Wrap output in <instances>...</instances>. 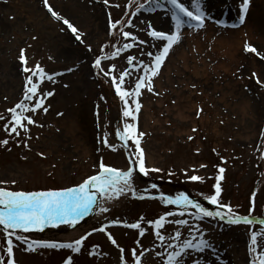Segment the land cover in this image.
Masks as SVG:
<instances>
[{"label":"rangeland","instance_id":"1","mask_svg":"<svg viewBox=\"0 0 264 264\" xmlns=\"http://www.w3.org/2000/svg\"><path fill=\"white\" fill-rule=\"evenodd\" d=\"M142 2L48 0L82 33L77 40L62 21L51 16L43 0H0V116L8 118L7 110L23 98L30 73L23 70L21 49L28 67L39 64L46 73L53 74L52 80L46 78L40 84L41 91L53 93L44 100L47 111L37 110L33 116L36 123L29 125L27 134L21 131L20 136L9 135L3 128L5 120H0V140H8L0 144V181L5 182L0 183V188L25 192L71 188L98 173L101 162L127 170L129 153L135 156L134 145L129 140L126 147L116 136L127 119L123 117L124 103L110 77L99 72L93 62L101 55L102 47L105 54H110L113 45L121 47L125 42L122 36L110 34L109 20H120L117 28L123 27L145 43L102 60L105 70L115 65L116 75L129 67V55L147 61V53L157 50L159 42L147 35L146 24L165 32L174 28L170 6L146 7L133 15ZM239 3L240 0H205L204 7L211 17L206 23L210 21V26L193 30L185 24L181 39L169 50L159 74L153 78V91L142 89L141 95L135 97L141 104L136 113V130L144 133L139 137L140 147L144 157L148 154L152 161L149 164L145 157L146 167L161 171L145 175L137 168L132 177L135 195L129 192L105 200L102 209L107 211L101 210L94 218H76L79 223L70 224L69 231L75 232L70 237L62 235L67 231L65 224L27 232L17 230L27 242L66 243L91 234L79 253L44 244L26 250L27 244L13 237L15 264H63L69 256L72 264H121V253L105 232L93 231L105 226L125 249L124 259L131 264L128 250L137 247L138 239L144 248H152L151 229L141 237L137 230L109 221L131 223L141 217L147 221L166 211L177 213L168 220L181 218L175 206L162 202L161 194L174 198L183 193L212 209L214 206L203 197L215 191L218 176L220 201L230 204L241 216L250 214L255 224H228L214 218L197 222L183 217L201 228L197 239L208 241L206 249L192 252L191 257L197 264H253L254 260L258 264V255L251 248L264 250V59L246 51V45L264 53V0H249L244 22L249 18L253 36L245 29L244 45L235 60L213 49L211 42L220 35L232 39L233 35L223 31L237 30L240 24L243 27L244 22L233 26L239 19ZM181 51L186 57L181 56ZM133 83L126 78L124 87L131 88ZM144 107L150 120L143 115ZM105 137L114 148L103 142ZM220 168L224 169L222 173ZM192 175L201 180H190ZM177 228L181 239L192 238L186 227L172 223L165 224L162 231L168 236ZM253 231L257 233L256 245L252 243ZM140 250L137 247L138 254ZM0 257L7 259L2 226ZM142 262L160 264L151 251L145 253ZM188 264L192 261L188 260Z\"/></svg>","mask_w":264,"mask_h":264},{"label":"snow or ice","instance_id":"2","mask_svg":"<svg viewBox=\"0 0 264 264\" xmlns=\"http://www.w3.org/2000/svg\"><path fill=\"white\" fill-rule=\"evenodd\" d=\"M43 2L51 16L57 21H62L63 25H66L67 29L75 35V38L80 40L82 33H80L68 19L56 12L53 6L48 3V0H43ZM104 2L107 4L108 0H104ZM204 3L205 0H187V3L186 0H164L163 3L161 0H143V2L137 6L135 12L132 13L133 15L142 12L146 7L164 8L165 6H170L171 21L174 22V28L170 27L169 30L165 32L162 30H155L151 23L146 24L147 35L159 42L157 50L147 53V61L129 55L127 57L129 67L116 75H113L115 65H108L107 70H105V68L102 67V60L110 57L114 58L120 52L131 49L134 46L142 45L145 41L140 40L134 33L125 31L123 27L117 28V26L121 24L120 20H109L110 34L122 36L125 42L121 47L113 45L112 47L114 50L111 51L110 54H105L102 47L101 55L96 57L93 66L97 68L99 72L103 73L104 76L110 77V81L115 88L117 96H119L120 100L124 103L123 117L127 119H125L123 123V128L117 129L116 136L120 141L124 142L126 147H128V141H132L135 156H132V152L129 153V167L126 171L106 166L101 162L99 163L98 173L87 177L82 183L67 189L25 192L0 188V226H2L3 233L5 234L7 254L6 261L3 257H0V264H15L13 237H15L17 241H24L27 244L26 250H35V246L42 243L25 241L24 237L17 234V230L27 232L34 229H43L45 225L74 224L76 218L82 217L88 213L100 199L113 200L129 192L135 195V191L132 187V177L137 168L140 173H144L145 175H147L149 171H161V169L158 168L146 167L144 152L140 147L139 139L144 133H137L135 125L137 119L136 113L139 112L141 104L135 97L141 95L142 89H147L149 92L153 91V78L159 74V69L168 56L169 50L181 39L182 30H186L184 28L185 24H187V29L199 30L205 26L206 20L211 19V17L207 15ZM188 4H191L192 7H189ZM248 4L249 0H240L239 20L241 22L245 19L244 14L248 8ZM125 14L127 15V13ZM185 18L187 19L185 20ZM217 22L220 23L219 21ZM131 23L132 21L129 20L130 25ZM246 51L255 53L258 57L264 59V53L258 52L257 49L251 45H246ZM19 59L24 65L23 70L30 73L26 78L23 98L21 101L17 102L13 108L7 110V112L10 113L8 118L0 116V120H5L3 124L4 130L9 135L15 134V136H20L21 131L25 134L28 133L29 125L36 123L33 116L38 109L45 112L47 111V108L43 107L44 100L47 96L53 94L52 91L44 92L40 89L41 82L46 78L52 80L53 74L46 73L39 64L35 65L34 68L28 67L23 49H21ZM68 71H71V69ZM255 75L256 74L253 73V76ZM126 78L128 80H134L131 88L124 87ZM257 83H260L259 79H257ZM33 100H35L34 103ZM193 131H195V129H193ZM189 139H192V137H189ZM103 142L108 145L106 137ZM7 143V139L0 140V144ZM25 146L27 147L26 142ZM108 146L114 148V145ZM219 171L222 173L224 169L220 168ZM220 178L219 176L217 177V183L214 185L215 191L203 197L214 206L212 209L202 206L197 200L190 199L188 195L183 193L174 198L161 194L162 202L166 205L175 206L181 218L168 220L167 217H175L177 213L166 211L163 215L147 221H144L143 217L131 223L119 220L109 221V224H122L124 227L137 230L138 236L141 237L151 229V235L154 239L152 248H144L140 245L138 239L135 243L137 247L141 248L139 254L137 253V247L128 250L131 264H143L142 257L145 253H149L150 251L155 257L159 258L160 264H188V260H191L192 264H197L191 257V253L206 249L208 241L203 237L197 239L198 236H201V228L190 224L189 220L183 217H192L197 222L205 218H214L228 224H237L241 222L249 225L255 224L250 214L241 216L233 210L230 204L220 201ZM189 179L192 181H200L201 177L192 175ZM0 183L5 182L0 181ZM152 187L155 188L156 185ZM102 211H107V209H102ZM251 211L252 209L250 208L249 212L251 213ZM167 223L178 225L180 228L186 227V230L192 238L181 239L182 233L179 228L175 230L174 234L166 236L162 229ZM261 223H264V221H261ZM97 230L104 231L107 239L119 249L121 253V264H128V261L124 259L123 255L125 249L118 245L110 232L106 231V226L100 229H94L93 231ZM90 234L91 233H86L72 242L43 243L44 246L49 248H65L70 249L72 253H79L83 242ZM256 236L257 233L253 231V245H256ZM156 248L161 249V251H155ZM251 251L257 253L258 264H264V250L258 251L257 247H252ZM63 264H72L71 256L67 257ZM253 264H256L255 260Z\"/></svg>","mask_w":264,"mask_h":264},{"label":"bare ground","instance_id":"3","mask_svg":"<svg viewBox=\"0 0 264 264\" xmlns=\"http://www.w3.org/2000/svg\"><path fill=\"white\" fill-rule=\"evenodd\" d=\"M251 9H253V6ZM223 10H224V8H223ZM228 12H229V8H228ZM209 23H211V22L208 21L205 24V27H207V26L209 27L210 26ZM249 26H250V21H249V18H247V21L244 22L243 27L240 26L237 30H234V31H231V30L223 31V32H225L224 33L225 35H233V38L229 39V38L225 37L224 35H220L219 37H216L214 40L211 41L212 45H213L212 46L213 49H215L218 52H222V54H224V55H227L231 61L235 60V55L237 54L238 49H242V47L244 45V34L243 33H244L245 29L248 33H250V35H252L251 34V28ZM207 38H209V35H207ZM180 54L182 57H186V53H184V51H181ZM220 67H225V66L223 64H221ZM203 70H205V65L203 67ZM142 112H143V115L145 117H147V119H149V120L151 119V115L149 114L148 110L145 107H144ZM145 157H146V161L149 164H151V162H152L151 157L148 154H145ZM105 200L106 199L98 200L97 203L93 206V208L90 209V211L84 215L86 217V219L89 217L94 218V217L98 216L99 213L101 212L102 208L105 206ZM77 223H79V222L76 221L73 225L75 226ZM65 226L67 228V231H65V233L62 235L66 236V237H70L72 234L75 233L74 231H72V232L69 231V230H71L70 224H65Z\"/></svg>","mask_w":264,"mask_h":264}]
</instances>
